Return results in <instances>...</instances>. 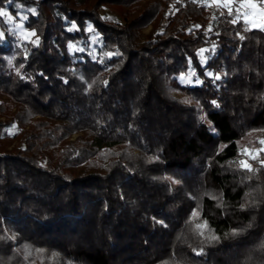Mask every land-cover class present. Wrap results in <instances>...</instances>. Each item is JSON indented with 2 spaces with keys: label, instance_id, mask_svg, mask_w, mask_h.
<instances>
[{
  "label": "trees",
  "instance_id": "16d2710c",
  "mask_svg": "<svg viewBox=\"0 0 264 264\" xmlns=\"http://www.w3.org/2000/svg\"><path fill=\"white\" fill-rule=\"evenodd\" d=\"M19 6L36 42L0 43V264H264V163L243 153L264 137V21L0 0L7 38Z\"/></svg>",
  "mask_w": 264,
  "mask_h": 264
},
{
  "label": "rangeland",
  "instance_id": "374dc122",
  "mask_svg": "<svg viewBox=\"0 0 264 264\" xmlns=\"http://www.w3.org/2000/svg\"><path fill=\"white\" fill-rule=\"evenodd\" d=\"M198 2L205 7L206 10L212 11L214 13H220L222 11H230L235 9V11L242 17V19L246 22L249 28L259 29L263 25L264 21V0H198ZM17 9V17H12L8 14L2 13V19L6 24L10 37L7 38L5 36L4 31L0 27V43L7 44L11 43L14 48L25 49L26 44L35 43L36 39L34 33L28 31L23 27L24 21L26 20V15L28 13H34L32 8H26L23 6H19ZM101 16L104 17L105 8L101 11ZM151 27H147L142 31V33L146 34L150 30ZM89 29V28H88ZM72 46V45H71ZM73 47V46H72ZM101 41L97 34L92 33L89 39V45L85 49L92 57H102L101 54ZM206 51L202 50L199 52V58L202 64L206 62L204 59V53ZM14 58V54L8 56L7 59L9 63L12 62ZM211 73L208 72V75ZM179 82L183 83L189 82L187 77L180 76L178 78ZM173 96L177 98H181L180 93L173 92ZM79 134H76L72 137L75 139ZM260 148H252V149H244L243 153L248 158H256L261 157L262 162L264 163V137L259 140ZM246 164V163H245Z\"/></svg>",
  "mask_w": 264,
  "mask_h": 264
}]
</instances>
